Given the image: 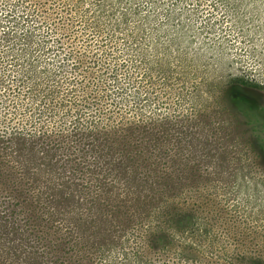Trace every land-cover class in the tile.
<instances>
[{
  "label": "rangeland",
  "instance_id": "1",
  "mask_svg": "<svg viewBox=\"0 0 264 264\" xmlns=\"http://www.w3.org/2000/svg\"><path fill=\"white\" fill-rule=\"evenodd\" d=\"M65 5L75 34L72 46V38L49 46V35L46 45L34 43L31 49L36 53L45 46L39 48L42 56L35 60L36 75L23 73L25 52L10 51L27 40L20 36L22 25L5 20L7 14L0 9V37L7 35L0 42V72L4 71L0 129L27 132L37 150L52 146L53 159L63 158L73 151L72 146H82L88 137H82L78 127L85 125L81 117L91 111L65 103L78 96L77 80L84 71L77 70L72 58L75 52L82 54L100 93L108 96L105 103L123 106L126 115L149 122L148 127L156 125V119L163 120L162 136L169 139L165 150L176 147L178 161L195 167L205 186L202 192L230 219L215 230L223 235V247L203 245L204 251L227 253L234 246L226 243L224 234L236 237L240 233L257 238L264 249V0H65ZM12 62L15 67L10 66ZM86 67L83 70L88 71ZM47 68L52 70L49 78L60 86L55 91L64 97L56 96L62 100L59 109L47 108L48 84L35 80L36 76L44 78ZM236 77L258 87L262 109L254 101L239 99L220 115L211 104L205 105L214 81ZM177 91L180 95L173 97ZM14 94H21L27 105L17 108ZM31 110L36 122L24 120L20 127L19 112ZM87 156L92 158V154ZM161 160L167 163L166 158ZM124 180L114 186L122 187ZM47 181L43 175L35 184L50 186ZM13 205L0 196V211L16 224L17 216L9 213L17 212ZM22 248L28 250L0 246V260L16 264L11 260L13 253L32 252Z\"/></svg>",
  "mask_w": 264,
  "mask_h": 264
},
{
  "label": "trees",
  "instance_id": "2",
  "mask_svg": "<svg viewBox=\"0 0 264 264\" xmlns=\"http://www.w3.org/2000/svg\"><path fill=\"white\" fill-rule=\"evenodd\" d=\"M67 8L65 0H0L5 20L16 27L22 25L20 36L27 39L10 50L15 55L25 52L23 73H37L35 60L42 56L39 48L45 46L36 53L31 49L34 43L46 45L47 35L49 46L73 37ZM5 37L6 33L0 42ZM36 37L41 38L39 42H34ZM73 55L74 66L84 72L77 80L78 96L65 103L74 102L82 111L90 109L81 117L85 125L78 127L88 140L77 148L72 146L73 151L63 158L53 159L52 146L37 150L27 132L0 129V196L17 209L9 211L17 216L16 224L0 211V246L32 250L30 255L13 253L11 260L16 264H264V249L249 234H224L226 243L234 246L227 253L223 249L204 251L203 245L223 247V235L215 230L230 219L202 192L201 175L190 163L178 161L176 147L165 150L169 139L162 136L163 120L156 119L157 124L148 127L149 122L126 115L123 106L105 103L108 96L100 93L85 57ZM10 66L16 65L12 62ZM43 73L44 78L36 76L35 80L48 84L45 105L59 109L64 97L55 89L60 86L49 78L52 70ZM212 85V94L203 102L218 114L226 113L228 104L239 99L263 108L258 87L240 77ZM178 95L177 91L173 97ZM13 96L17 108L26 102L21 94ZM31 112H19L20 127L25 121L36 122ZM42 172L50 186L37 185ZM121 178L125 179L120 182L122 187L114 186ZM0 264L8 262L1 259Z\"/></svg>",
  "mask_w": 264,
  "mask_h": 264
}]
</instances>
